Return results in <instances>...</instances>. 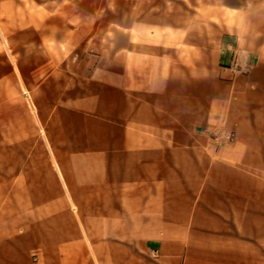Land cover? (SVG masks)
I'll return each mask as SVG.
<instances>
[{"label":"crops","instance_id":"obj_1","mask_svg":"<svg viewBox=\"0 0 264 264\" xmlns=\"http://www.w3.org/2000/svg\"><path fill=\"white\" fill-rule=\"evenodd\" d=\"M0 264H264V0H0Z\"/></svg>","mask_w":264,"mask_h":264},{"label":"rangeland","instance_id":"obj_2","mask_svg":"<svg viewBox=\"0 0 264 264\" xmlns=\"http://www.w3.org/2000/svg\"><path fill=\"white\" fill-rule=\"evenodd\" d=\"M88 35H89V37L90 36H92V33H87V32H82V31H78L77 32V40L78 41H84L87 37H88ZM88 37V38H89ZM220 134H222V135H226L227 137H232V134L231 133H227V132H223V133H220Z\"/></svg>","mask_w":264,"mask_h":264}]
</instances>
